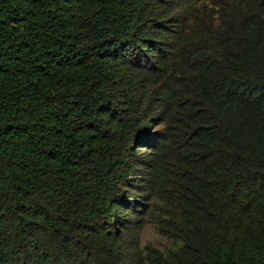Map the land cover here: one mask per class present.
<instances>
[{
  "label": "trees",
  "instance_id": "16d2710c",
  "mask_svg": "<svg viewBox=\"0 0 264 264\" xmlns=\"http://www.w3.org/2000/svg\"><path fill=\"white\" fill-rule=\"evenodd\" d=\"M0 264H264V0H0Z\"/></svg>",
  "mask_w": 264,
  "mask_h": 264
},
{
  "label": "rangeland",
  "instance_id": "374dc122",
  "mask_svg": "<svg viewBox=\"0 0 264 264\" xmlns=\"http://www.w3.org/2000/svg\"><path fill=\"white\" fill-rule=\"evenodd\" d=\"M139 237L142 247L152 245L167 250L175 245V241L163 234L149 215L144 218L143 225L139 230Z\"/></svg>",
  "mask_w": 264,
  "mask_h": 264
}]
</instances>
